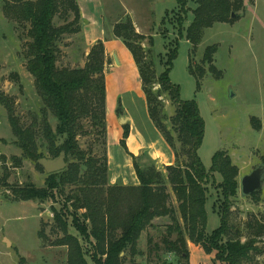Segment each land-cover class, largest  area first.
I'll list each match as a JSON object with an SVG mask.
<instances>
[{
    "label": "trees",
    "instance_id": "16d2710c",
    "mask_svg": "<svg viewBox=\"0 0 264 264\" xmlns=\"http://www.w3.org/2000/svg\"><path fill=\"white\" fill-rule=\"evenodd\" d=\"M6 14L20 23H29L28 70L35 77L46 105L58 119L53 129L45 117L42 133L51 157L63 151L68 156L65 169L48 175L45 186L27 184L16 190L22 200L61 202L53 207L52 231L61 232L56 246L67 247V264H133L134 257L147 259L146 264H190L189 241L216 252L220 264H244L253 254L263 251L258 246L264 236V223L251 220L248 231L237 225L232 217L233 202L238 196L239 168L227 151L220 150L213 157L208 170L199 154L205 136V120L195 99L183 100L181 87L170 78V71L178 55V42L167 51L165 70L157 73L143 60V48L132 44L142 39L131 20L119 22L114 34L121 38L132 52L142 79L148 113L156 128L173 147L176 163L165 166L142 167L138 156L133 165L139 185L113 184L110 180L106 123V49L103 41L91 48L84 67L58 66L60 42L65 35L81 32L82 14L77 0H3ZM190 2L196 4L193 21L186 29L187 40L193 52L203 41L205 30L217 22H227L241 8L242 0H177L178 10L171 16L182 34ZM57 15L65 23L55 24ZM71 15L73 19L70 20ZM176 18V22H175ZM217 47H207L204 63L214 68ZM190 72L201 87V74L190 57ZM154 84L159 85L156 91ZM167 98L174 105L173 114L166 111ZM5 103V101H4ZM10 120L19 144L27 158L38 160L45 155L37 142V123L23 126L6 102ZM118 112L122 113L121 106ZM90 126L105 134V152L96 154L93 147L85 149L80 137L89 133ZM130 128L125 126L121 143L127 147ZM59 138H63L58 143ZM264 164V161H263ZM221 175V182L216 176ZM218 183L220 195L215 202L221 224L212 233L207 232L206 204L210 184ZM68 188H71L68 192ZM261 191V190H260ZM259 192V191H258ZM258 192L252 194L255 196ZM175 199V200H174ZM168 219L160 237L148 236L147 251L139 248L144 231L158 228L157 219ZM75 228L78 234L70 231ZM130 252L132 259L127 260Z\"/></svg>",
    "mask_w": 264,
    "mask_h": 264
},
{
    "label": "rangeland",
    "instance_id": "374dc122",
    "mask_svg": "<svg viewBox=\"0 0 264 264\" xmlns=\"http://www.w3.org/2000/svg\"><path fill=\"white\" fill-rule=\"evenodd\" d=\"M87 1L91 17L95 16L101 25H116L129 20L133 22L136 31L143 38L132 39V44L143 48L144 62L150 64L158 74L165 70L167 51L178 42V55L170 71V78L180 85L183 100L197 101L205 120V136L199 150L205 167L210 170L214 155L223 150L230 154L239 168L240 187L233 202L232 217L237 225L243 227L245 240L248 233L247 222L257 220L264 223V186L255 196L241 194L243 176L251 173L264 161V0H242L241 8L227 22H217L212 28L205 30L203 41L195 52H191L192 45L186 37V29L193 21L192 10L196 6L194 2H190V11L181 34L177 23L171 21V16L178 10L177 0ZM103 13L105 18L102 19ZM65 22L63 15L56 16V25ZM80 25L81 32L65 35L60 42V68L84 67L88 60L91 48H88L82 30L83 18ZM29 28V23H20L10 18L4 10L3 0H0V264H67V247L54 245L62 237V233L52 231V209L54 206L60 208L62 201L22 200L16 195V190L27 184L45 186L50 173L44 167H38L34 160L24 154L13 130L6 102L13 106L14 113L23 126L37 123V142L44 157L52 158L43 138L44 118L49 120L53 129L58 125L57 117L46 105L35 77L28 70L27 50L31 40ZM108 35L110 38L114 37L111 30ZM209 46L218 48L213 69L203 61L205 50ZM122 57V64L110 69L109 110H112V100L117 102L118 108V98L122 97L128 105L130 115L146 131L144 139L152 146L162 149L159 142L163 139L159 138L164 136L161 133V137L149 116L147 106L143 105V98L137 93L141 78L136 66L130 57ZM190 57L200 74L204 71L203 76L200 75V88L196 77L190 72ZM106 58L105 75L107 67L114 65L115 61L119 63L112 54L106 53ZM153 89L156 91L159 85L154 84ZM163 100L168 114H173L174 105L166 97ZM123 119L122 122L126 123V116ZM83 122L89 133L80 137L82 147H93L96 154L103 155L106 148L105 134H101L100 127L90 126V119H84ZM147 125L157 130V135L154 131L151 134ZM118 138V131L109 126L107 148L112 160L110 170L113 174L129 177L135 171L129 170L124 160L126 148ZM62 141L63 138H59L58 143ZM138 161L142 167L156 165L162 170L165 168L146 150L138 156ZM221 180V175H217L216 182ZM216 182L210 184L206 204L208 233H212L221 224L215 205L220 195ZM70 189H67L68 192ZM168 221L164 218L157 219L158 228L144 231L139 248L147 251L148 236L151 234L160 237L159 229L165 230ZM70 231L78 234L73 227ZM258 246L263 252L253 254V258L244 264H264V236L259 239ZM132 258L128 252V263ZM146 262L145 257L136 256L133 264ZM190 264L220 262L215 251L198 246L190 251Z\"/></svg>",
    "mask_w": 264,
    "mask_h": 264
},
{
    "label": "crops",
    "instance_id": "0c3cea01",
    "mask_svg": "<svg viewBox=\"0 0 264 264\" xmlns=\"http://www.w3.org/2000/svg\"><path fill=\"white\" fill-rule=\"evenodd\" d=\"M77 1H78V5L80 8L81 14H82V18L84 19V25H83L82 30L85 33V38H86V43H87L88 48L90 49L93 47V45H95L99 41H103L105 49H106V53H108V55L112 54L115 58H117V60H119L118 61L119 63H116V61H115L114 65L106 68V90H107L106 123H107V132H108L109 126L111 127V129L114 128L116 131H118V133H119L118 140L121 142L123 139V136H124L125 126L126 125L129 126L130 134L126 140L127 147H126L125 152H124L125 153L124 160L127 163L129 170L135 171V172H133V175L129 176V177H131V179L129 180L128 179L129 177H125V176L123 177L122 175H118L117 173L113 174L112 171L110 170V180L113 184L122 183L123 185H139L140 180L136 174V170H135L134 165H133V155L139 156L144 150H146L149 153V155L153 159H155L158 163L167 166V165H172V164L176 163V155H175L174 149L164 137L159 138V139H163L162 142L158 141L161 144L162 149H159L158 147L156 148V147L152 146L151 143L146 141L144 139L145 138L144 134H147L146 131H144V129L138 125L136 119L130 115V113H129L130 110L128 108V105H127L126 101H123L122 97L118 98L119 107L121 106L122 113L120 114L118 112L119 107L117 108V105H116L117 102L114 100H112V102H111L112 110L111 111L109 110L110 97H109L108 92L111 88H110L108 78H109V74H110V69L115 67L116 65L122 64V59H123L122 56H124L125 59H127V57H130L132 63L135 64L136 71L138 73H139V69H138L136 61H135L134 56H133L132 52L130 51V49L127 47V45L125 44V42L121 38L117 37L114 34L115 25H110L111 27L105 26L104 23H103V25H101L95 16L91 17L92 15H90L89 10H88L89 1H87V0H81V1L77 0ZM95 1H97V0H95ZM88 16H90V19H87ZM101 18L102 19L105 18V13H103L101 15ZM109 30L112 31V34L114 37H111V38L109 37V35H108ZM123 53H124V55H122ZM139 76H140V73H139ZM140 78H141V76H140ZM137 93H138L140 98H143V105L147 106V108H148L146 96H145L144 91H143L142 79L140 80V84H139V88H138ZM123 116H126V121H127L126 123L122 122ZM147 126H148V129L150 130V133L151 132L153 133V131H154L155 135H157V133L155 131H157L158 129L154 130L151 125H147ZM160 134H161V132H160ZM161 137H162V134H161ZM156 138H158V137L156 136ZM107 145H108V139H107ZM108 157H109V168H110L112 160H111V154L109 153V148H108ZM198 246H200V245H197V244L189 241L190 251L194 247H198Z\"/></svg>",
    "mask_w": 264,
    "mask_h": 264
},
{
    "label": "water",
    "instance_id": "95a60500",
    "mask_svg": "<svg viewBox=\"0 0 264 264\" xmlns=\"http://www.w3.org/2000/svg\"><path fill=\"white\" fill-rule=\"evenodd\" d=\"M38 163L42 165L48 173L58 172L66 168L68 164V156L66 152L63 151L58 157H42L38 160ZM263 186L264 164H261L251 173L243 176L241 180V194L243 196H250L262 190Z\"/></svg>",
    "mask_w": 264,
    "mask_h": 264
}]
</instances>
